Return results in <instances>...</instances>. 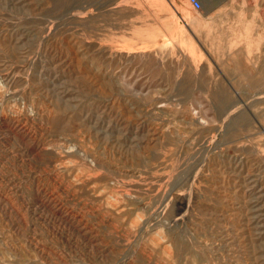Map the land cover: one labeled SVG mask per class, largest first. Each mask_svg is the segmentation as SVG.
Segmentation results:
<instances>
[{
  "label": "rangeland",
  "instance_id": "374dc122",
  "mask_svg": "<svg viewBox=\"0 0 264 264\" xmlns=\"http://www.w3.org/2000/svg\"><path fill=\"white\" fill-rule=\"evenodd\" d=\"M200 1L0 0V223L70 227L0 264H264V0Z\"/></svg>",
  "mask_w": 264,
  "mask_h": 264
},
{
  "label": "built area",
  "instance_id": "2783aa9c",
  "mask_svg": "<svg viewBox=\"0 0 264 264\" xmlns=\"http://www.w3.org/2000/svg\"><path fill=\"white\" fill-rule=\"evenodd\" d=\"M185 2L193 9L194 11H200L202 9V3L200 0H185ZM3 211L8 212L9 214H14L15 208L10 207L8 203H2ZM10 211H9V210ZM23 210V211H22ZM38 208L31 203L20 204L17 208V219L13 220L11 223H0V237H28L30 239H35L39 236L38 233L45 232H56L52 228L51 224L54 226L53 222H63L65 225H62L60 232H67L69 228L66 227V219L62 218H51L49 217L48 212H46L47 219H40L38 216L40 213L37 212ZM16 213V214H17ZM14 214V215H16ZM2 262L8 263V261L3 260Z\"/></svg>",
  "mask_w": 264,
  "mask_h": 264
}]
</instances>
